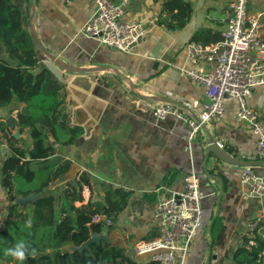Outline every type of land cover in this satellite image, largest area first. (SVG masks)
I'll return each mask as SVG.
<instances>
[{
	"label": "crops",
	"instance_id": "1",
	"mask_svg": "<svg viewBox=\"0 0 264 264\" xmlns=\"http://www.w3.org/2000/svg\"><path fill=\"white\" fill-rule=\"evenodd\" d=\"M183 1L190 4V17L182 27L169 29L156 22L162 13V1L128 0L122 19L146 27L140 43L128 52L104 47L96 39L80 34L94 12L90 0H12V3L21 11L23 28L36 42V70L48 68L52 77L64 86L66 122L83 131L72 144L56 146L58 155L70 160L72 166L49 189L56 188L60 196L63 185L71 182L76 172H82L90 179L94 199L101 196L100 183L132 191L126 209L102 234L129 259L146 263L151 261L149 257L136 256L133 247L157 236V223L152 217L157 198L162 193L178 196L183 191L184 177L194 172L199 180L202 222L181 264H233L230 257L251 225L264 222V196L248 194L240 181L244 168L219 162L213 154L205 158L206 142L212 137L232 157L262 162L254 154V135L235 117L236 101L227 97L223 118L205 125L193 139L189 127L182 122L172 118L158 122L152 117V108L158 103L172 104L193 115L201 111L205 92L183 73L193 68L186 61L185 47L195 39L201 43L215 37L221 39L234 0ZM247 12L258 18V34L264 39V0L250 1ZM2 58L4 50L0 43ZM73 71L88 73L93 82L110 91L108 100L96 99V106L88 105V95L69 84ZM247 106L264 126V88L253 90ZM22 107H0V121L30 149L29 135L17 130ZM9 117L11 128L6 124ZM7 156L4 141L0 144V231L12 203L2 186L1 165ZM248 169L255 175L264 173L263 165ZM168 177L170 183L164 181ZM89 196V189L84 187L85 202ZM216 218L221 219L224 230L222 238L212 242L211 225Z\"/></svg>",
	"mask_w": 264,
	"mask_h": 264
},
{
	"label": "trees",
	"instance_id": "2",
	"mask_svg": "<svg viewBox=\"0 0 264 264\" xmlns=\"http://www.w3.org/2000/svg\"><path fill=\"white\" fill-rule=\"evenodd\" d=\"M118 2V0H115ZM162 1V13L157 16L159 26L180 28L189 19L191 7L183 0ZM215 37L209 45L218 42ZM0 43L4 58L0 59V107L23 106L27 115L19 114L17 130L26 132L31 148L26 149L22 139H15L0 121V144L6 141L8 156L2 162V186L11 204L0 231V263L2 264H160L156 261L140 263L123 254V250L107 240L79 247L90 238L108 231L123 212L132 191L100 183V198L92 196L89 177L76 172L71 182L63 185L60 196L56 188L49 189L60 176L71 170L72 162L58 155L56 146L75 142L82 128L66 122L63 104L67 96L64 86L52 77L48 68L36 70L38 57L31 33L22 26L21 11L12 0H0ZM26 155L28 158H26ZM170 183L171 178H165ZM90 191L85 202L82 190ZM38 195L32 202L19 204L18 198ZM145 199L147 195L143 196ZM151 197V200H154ZM156 200V199H155ZM95 215H105L111 222L92 223ZM260 229V232L257 231ZM223 225L216 218L211 225L212 242L223 236ZM217 231L220 233L216 234ZM264 222H257L243 236L241 245L231 255L233 264H264ZM8 237H12L9 244ZM156 237L153 236L152 238ZM24 241L37 250V255L25 261H15L4 255V250Z\"/></svg>",
	"mask_w": 264,
	"mask_h": 264
},
{
	"label": "built area",
	"instance_id": "3",
	"mask_svg": "<svg viewBox=\"0 0 264 264\" xmlns=\"http://www.w3.org/2000/svg\"><path fill=\"white\" fill-rule=\"evenodd\" d=\"M90 1L94 4V12L80 29L83 36L96 39L104 47L128 52V47L146 33L143 24L122 19L128 0ZM250 1L231 3L218 42L202 45L192 41L185 47L186 61L193 68L183 73L189 81L204 88L206 101L201 111L193 115L172 104L158 103L152 108V117L158 122L167 118L182 122L189 127L193 139L205 125L223 118V104L230 97L237 103L236 119L245 123L255 137V156L264 162V126L247 106L253 90L264 88V39L258 34V18L248 15ZM201 142L205 145L204 140ZM240 181L250 196H264V173L255 175L244 168ZM178 196L179 202H176L173 195H159L152 210L157 236L137 242L133 247L136 256H148L160 264H181L202 222L199 180L194 172L184 177L183 191ZM99 222L111 225L105 215L92 218V223Z\"/></svg>",
	"mask_w": 264,
	"mask_h": 264
},
{
	"label": "water",
	"instance_id": "4",
	"mask_svg": "<svg viewBox=\"0 0 264 264\" xmlns=\"http://www.w3.org/2000/svg\"><path fill=\"white\" fill-rule=\"evenodd\" d=\"M142 37H139L137 39V45L140 43ZM36 43V42H35ZM136 44H131L128 48L129 50L136 46ZM70 86L86 93L88 95L87 104L96 106V99L107 101L110 96V91L102 87L101 85L93 82L90 79V76L86 72L82 71H73L72 72V79L69 82ZM19 114L27 115V112L22 107L19 110ZM12 118L9 117L8 120H6V124L11 128L12 127ZM14 137H17V133L14 134ZM209 154H213L215 156V159L219 162H222L227 165L239 167V168H249L254 167L257 165H263L264 162H250V161H243L236 159L229 155L227 152H225L222 148H220L217 144V142L212 138L209 137L206 142V155L205 158L207 159ZM38 199L37 194H33L28 197L18 198L16 200L19 204H24L26 202H32L36 201ZM174 199L176 202H179V196H174ZM105 236L103 234L100 235H90V238L83 242L79 247L77 248H71V250H82L85 249L89 244L91 243H97L99 241H105ZM9 244L12 243V237H8Z\"/></svg>",
	"mask_w": 264,
	"mask_h": 264
},
{
	"label": "clouds",
	"instance_id": "5",
	"mask_svg": "<svg viewBox=\"0 0 264 264\" xmlns=\"http://www.w3.org/2000/svg\"><path fill=\"white\" fill-rule=\"evenodd\" d=\"M4 255L12 260L23 262L29 256L37 255V250L31 248L26 242L20 241L4 250Z\"/></svg>",
	"mask_w": 264,
	"mask_h": 264
},
{
	"label": "rangeland",
	"instance_id": "6",
	"mask_svg": "<svg viewBox=\"0 0 264 264\" xmlns=\"http://www.w3.org/2000/svg\"><path fill=\"white\" fill-rule=\"evenodd\" d=\"M0 264H2V263H0Z\"/></svg>",
	"mask_w": 264,
	"mask_h": 264
}]
</instances>
